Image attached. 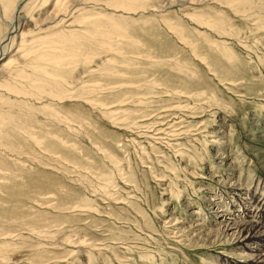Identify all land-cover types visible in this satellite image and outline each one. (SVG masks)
<instances>
[{"label": "rangeland", "instance_id": "1", "mask_svg": "<svg viewBox=\"0 0 264 264\" xmlns=\"http://www.w3.org/2000/svg\"><path fill=\"white\" fill-rule=\"evenodd\" d=\"M73 1L0 60V264H252L209 200L264 192V0Z\"/></svg>", "mask_w": 264, "mask_h": 264}, {"label": "bare ground", "instance_id": "2", "mask_svg": "<svg viewBox=\"0 0 264 264\" xmlns=\"http://www.w3.org/2000/svg\"><path fill=\"white\" fill-rule=\"evenodd\" d=\"M30 1L32 0H20L16 3L14 0H0V20H4L3 22L6 21L8 26L7 32L3 38L0 39V60H2L4 57H7V51L15 41L13 35L17 31L18 18L21 17L22 10L28 6ZM54 2L55 3L53 5H56L57 7V10L56 7L54 10L56 13H62L66 11V0H54ZM75 3H72L71 5L77 7L79 3ZM54 18L56 17L48 16L47 18L43 19V25L51 23L49 21H54ZM59 18L60 21H62L65 16ZM52 28H56V26ZM40 40H44L45 43H48L45 40V37ZM21 43L23 46H27L28 44V42L23 39ZM32 52H35V50H32ZM47 54L48 53L45 52L41 56H38L35 60L40 62ZM10 63L11 62H9V60L0 62V69L3 70L2 68L6 67ZM217 177H220V175ZM261 184L263 185L261 190L264 191V184ZM240 186L237 187V183H230L229 187L224 188L223 190H218L216 188L214 189L216 190V193H214V197L209 200L211 209L210 215L213 217V220L217 222L214 224L216 229H209V231H221V233L226 236L237 235L240 239V242H244L245 244L253 242L252 245L247 248V254L242 257L245 259H250L249 255L251 253L252 264H264V192H262V195H258V190L261 188L260 185L256 188V190H254L255 187H249L250 189H246V191H244L245 187L243 188ZM228 200H230L231 203H229ZM195 213H197V211H195ZM198 223L202 225L200 221H198ZM203 226L204 225H202V227ZM197 227H199V225H197ZM204 231L205 230H203V232Z\"/></svg>", "mask_w": 264, "mask_h": 264}]
</instances>
